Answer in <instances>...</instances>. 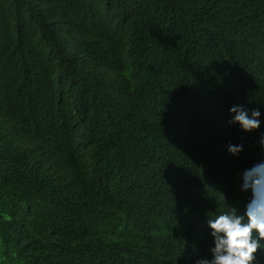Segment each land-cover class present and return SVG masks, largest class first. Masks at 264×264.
<instances>
[{"label":"trees","instance_id":"trees-1","mask_svg":"<svg viewBox=\"0 0 264 264\" xmlns=\"http://www.w3.org/2000/svg\"><path fill=\"white\" fill-rule=\"evenodd\" d=\"M262 139L264 0H0V264H188Z\"/></svg>","mask_w":264,"mask_h":264},{"label":"clouds","instance_id":"clouds-1","mask_svg":"<svg viewBox=\"0 0 264 264\" xmlns=\"http://www.w3.org/2000/svg\"><path fill=\"white\" fill-rule=\"evenodd\" d=\"M230 113L234 114L230 123L242 131L259 129V109L249 114L242 106H233ZM242 150V145H229L227 151L238 155ZM242 167L239 180L233 174L229 181L215 182L206 205L185 208L169 225L166 234L177 242L188 264H263L264 154Z\"/></svg>","mask_w":264,"mask_h":264}]
</instances>
